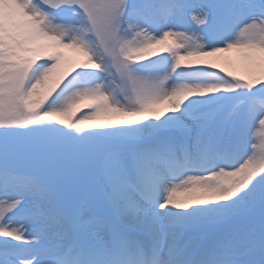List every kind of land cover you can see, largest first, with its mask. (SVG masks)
Returning <instances> with one entry per match:
<instances>
[{
  "label": "snow or ice",
  "instance_id": "snow-or-ice-1",
  "mask_svg": "<svg viewBox=\"0 0 264 264\" xmlns=\"http://www.w3.org/2000/svg\"><path fill=\"white\" fill-rule=\"evenodd\" d=\"M0 264H264V0H0Z\"/></svg>",
  "mask_w": 264,
  "mask_h": 264
},
{
  "label": "rangeland",
  "instance_id": "rangeland-1",
  "mask_svg": "<svg viewBox=\"0 0 264 264\" xmlns=\"http://www.w3.org/2000/svg\"><path fill=\"white\" fill-rule=\"evenodd\" d=\"M70 55H71V53H70Z\"/></svg>",
  "mask_w": 264,
  "mask_h": 264
}]
</instances>
